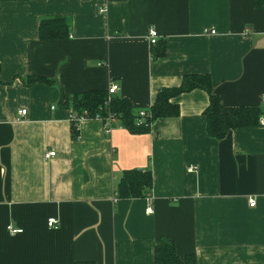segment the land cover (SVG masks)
Returning <instances> with one entry per match:
<instances>
[{"label":"crops","instance_id":"crops-1","mask_svg":"<svg viewBox=\"0 0 264 264\" xmlns=\"http://www.w3.org/2000/svg\"><path fill=\"white\" fill-rule=\"evenodd\" d=\"M55 17L67 36L41 40ZM193 74L209 77L222 112L264 116V0H0V264H153L163 236L183 264H264V126L210 137L200 88L145 133L117 118L108 133L97 118L75 126L60 105L116 84L136 114ZM128 169L150 170L149 196H116Z\"/></svg>","mask_w":264,"mask_h":264},{"label":"trees","instance_id":"trees-1","mask_svg":"<svg viewBox=\"0 0 264 264\" xmlns=\"http://www.w3.org/2000/svg\"><path fill=\"white\" fill-rule=\"evenodd\" d=\"M257 3L258 0H255ZM68 34V28L63 17L41 20L38 25V37L41 40L64 38ZM157 44V43H156ZM163 51L164 47H159ZM41 82L50 84L51 80L44 77H32L29 83ZM194 88L203 89L208 94V104L203 110L205 118V131L210 137L220 140L231 129L252 127L258 124V118L262 112L255 107H234L228 112H222L216 94H214L210 79L207 75H186L176 87L160 88L150 105L145 111L143 119L133 113L129 104L111 96L107 101V91L95 90L69 96L60 100V105L72 110L76 116L86 112L87 118L109 115L121 121V124L133 133H145L149 131L150 123L162 117H174L179 113L173 98ZM107 101V102H106ZM73 125V123H72ZM73 131L75 129L73 127ZM152 185L150 170L128 169L122 175L115 187L116 196L119 198H137L149 195ZM153 264H183L174 250V244L168 237H161L154 246ZM187 264H195L192 256L185 257ZM75 264H92L91 262H75Z\"/></svg>","mask_w":264,"mask_h":264},{"label":"built area","instance_id":"built-area-1","mask_svg":"<svg viewBox=\"0 0 264 264\" xmlns=\"http://www.w3.org/2000/svg\"><path fill=\"white\" fill-rule=\"evenodd\" d=\"M214 32H215V30H210V33H214ZM147 38H148L149 44L154 45V44L157 43V40H158V38H159V34H158L157 30H156L153 26L148 27V29H147ZM106 91H107V101H108L109 98H110L111 96H113V95L116 93V91H117V85H116V84H110V85L107 87ZM107 101H106V102H107ZM25 112H26L25 109H21V110L18 111V113L21 114V115H24ZM137 115L139 116L138 121H140L141 119L144 118V116H145V111H144V110L139 111V112L137 113ZM69 117H70L72 123L76 126V125L79 123V121H80L81 119L86 118V112L84 111V112H82V114L76 116V115L74 114V112H72V110H70V111H69ZM94 118L100 119V120L102 121V123H103V131H104L105 133H108V132L110 131V123H111V122L113 121V119H114L112 116L107 115V116H105L104 118H102V117H97V116H96V117H94ZM258 124L264 126V116H259V118H258ZM52 155H54V152H53V151H48V152L45 154V158H48L49 156H52ZM196 169H197V168H196V166H194V165H189V166L187 167V171H188V172L196 171ZM148 196H149V195H148ZM255 203H256V202H255V198H253V197H249V198H247V204H248L249 207H253V206L255 205ZM146 212H147L148 214H150V213L153 212L151 206L147 205V207H146ZM46 225H47L48 227H51V228H57L58 223H57V221H56L55 218L50 217V218H48V219L46 220ZM6 229L8 230V232H9L10 234L19 233V232L21 231V229H19V228H13V227H11V225H7V226H6Z\"/></svg>","mask_w":264,"mask_h":264}]
</instances>
